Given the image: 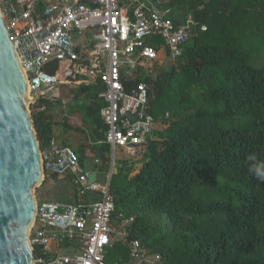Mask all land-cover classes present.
<instances>
[{
  "label": "trees",
  "instance_id": "obj_1",
  "mask_svg": "<svg viewBox=\"0 0 264 264\" xmlns=\"http://www.w3.org/2000/svg\"><path fill=\"white\" fill-rule=\"evenodd\" d=\"M153 1L174 23L190 18L195 25L170 70L155 76L138 70L124 80L126 87L149 85L148 109L163 127L140 147L141 165L133 176V163L117 167L116 174L125 169L126 183L111 190V224L132 217L123 242L138 239L151 264H264V181L249 171L264 165V63L246 62L232 32L239 20L245 30L254 24L264 30V0ZM54 69L55 63L48 71ZM77 88L94 101L101 87L92 82ZM56 102L39 96L29 104L40 148L56 140L49 113ZM92 105L85 102L83 113L98 131L102 101ZM95 148L100 170L107 171L109 146ZM119 244L107 248L106 263Z\"/></svg>",
  "mask_w": 264,
  "mask_h": 264
},
{
  "label": "built area",
  "instance_id": "obj_2",
  "mask_svg": "<svg viewBox=\"0 0 264 264\" xmlns=\"http://www.w3.org/2000/svg\"><path fill=\"white\" fill-rule=\"evenodd\" d=\"M0 12L26 74L29 95L40 89L38 97L49 98L47 91L57 85H100L104 136L99 142L110 149L106 154L109 176L116 165V149L134 151L154 138L156 118L148 109L149 85L139 81L126 87L124 80L134 79L138 70L152 75V64L159 66L163 57L172 61L180 57L195 25L190 18L174 23L144 0H43L42 7L36 0H0ZM196 27L206 30L205 24ZM75 33L82 35L83 44L72 41ZM54 63V72H49ZM80 75L85 78L79 79ZM39 150L42 180L67 178L75 199H35L28 232L34 264H107L105 255L113 236L132 217L119 216L118 224H111L114 198L109 183H98L96 174L89 182V171L71 147L52 138ZM127 245L129 264L152 263L138 239H130ZM72 246L71 254H60L61 248Z\"/></svg>",
  "mask_w": 264,
  "mask_h": 264
},
{
  "label": "water",
  "instance_id": "obj_3",
  "mask_svg": "<svg viewBox=\"0 0 264 264\" xmlns=\"http://www.w3.org/2000/svg\"><path fill=\"white\" fill-rule=\"evenodd\" d=\"M144 1L157 14H164L153 0ZM152 69L164 72L156 63ZM40 91L29 95L26 74L0 12V264H34L28 232L35 213L33 187L42 181V165L27 105ZM91 163L84 160L89 182L94 181L102 164L98 151Z\"/></svg>",
  "mask_w": 264,
  "mask_h": 264
},
{
  "label": "rangeland",
  "instance_id": "obj_4",
  "mask_svg": "<svg viewBox=\"0 0 264 264\" xmlns=\"http://www.w3.org/2000/svg\"><path fill=\"white\" fill-rule=\"evenodd\" d=\"M243 20H239L232 26V32L234 31V35L238 36L240 39V46L242 49L241 57L246 62H254L257 65H261L264 63V30L260 31V26L256 27L254 24L253 26L249 27V29L245 30L243 23ZM235 26L237 28L235 29ZM239 29V31L237 30ZM72 41L76 44H83L84 39L81 34L75 33L72 35ZM163 56V55H162ZM159 55V58L162 57ZM163 62L159 65L164 70H170L174 66V61H172L169 58L163 57ZM156 60L150 61V63L155 62ZM63 65V64H62ZM156 72H152V76H155ZM59 77L62 76L61 70L57 73ZM77 85H79L77 83ZM43 87V86H42ZM59 93V98H53V102H57L49 108V113L52 116L53 120L56 121H63L65 117H63L62 114L68 115L71 113V110L73 109H79L82 106L81 100L82 98L77 97V95L82 93V89L77 87H71L70 85H57L56 87L51 88L47 91L48 95H51L53 93ZM32 96V94H30ZM78 99V100H77ZM99 100V99H98ZM27 109L30 114V107L29 104L27 105ZM163 125L161 124L160 120H156V129L162 128ZM140 148H136L134 151H120L119 149H116L115 152V159H116V165L115 168L119 167L117 164L123 162L125 164L133 163V168L129 171L128 177L133 176L139 169L141 163L138 162L139 156H140ZM113 171H115L113 169ZM125 173V169L119 170V173H114V175L111 177L109 176V169L106 170H100L96 172V181L98 183H109L110 179H112V184L110 186L111 190L114 189H121L125 181H121V176ZM113 174V173H112ZM48 178L45 180H42L41 183L35 185L33 187V193L35 199H49V200H55V201H74V194H73V188L70 184V182L66 179H52ZM129 232V228L126 229L124 227L123 229H120L118 234H115L113 236L112 244L119 242L120 244L117 246V248H114L112 252H110V259L107 261V264H111L113 260L119 261L121 264H128V245L124 244V239L126 238L127 234ZM75 248L72 247H63L60 250V254L62 255H68L73 252ZM152 255L148 253V257ZM150 259V257H149ZM122 260H125L123 263Z\"/></svg>",
  "mask_w": 264,
  "mask_h": 264
},
{
  "label": "crops",
  "instance_id": "obj_5",
  "mask_svg": "<svg viewBox=\"0 0 264 264\" xmlns=\"http://www.w3.org/2000/svg\"><path fill=\"white\" fill-rule=\"evenodd\" d=\"M36 1L41 2V4L39 6L42 7L43 0H36ZM153 4H154V1H153ZM149 6L151 7V5H149ZM157 8L160 9L162 12H164V15H165V11L161 7H157ZM81 83H84V82H80L78 84L80 85ZM70 86L71 87H78L77 84L76 85H70ZM86 92H88V91H86ZM86 92L82 91L81 94L77 95L78 99L82 98L81 102H83L82 106L79 109L71 110V113H69L68 115L62 114L63 117H65L63 121L53 120L54 121L53 129L55 132L56 140L58 142H60L61 144L67 145V146L71 147L73 150H75L76 153L78 154V158H79L80 154H83L82 164L79 161V163L81 165H83V167H84V160L87 159L91 163L95 153L97 151L99 152V150H97L95 147L98 146L99 144H101L99 142V141H101L100 133L104 129L102 126V127H99V130L97 131L96 130L97 125H96V123L93 122V118L91 116L84 115V113H83L86 111V107L84 106L85 102L87 103V105H90V103H92L93 104L92 106H94V108L97 106V103L101 102V99L98 97V95L96 96L95 100L93 101L92 99H90L88 97V93H86ZM58 94L59 93L55 92V93L49 95V96H51V97H49V99L59 98ZM99 157L102 159V157L100 156V152H99ZM102 164H103V160H102ZM102 164H101V167H102ZM90 165H92V163ZM121 165L122 164H120V163L117 164V166H121ZM92 166H93V168L95 167L94 165H92ZM101 167H100V169H101ZM114 170H115V168H114ZM113 173H114V171H113ZM111 176H112V174H111ZM51 177H52V179H56L55 176H51ZM46 179H48V178H46ZM62 179L67 180V178H62Z\"/></svg>",
  "mask_w": 264,
  "mask_h": 264
},
{
  "label": "clouds",
  "instance_id": "obj_6",
  "mask_svg": "<svg viewBox=\"0 0 264 264\" xmlns=\"http://www.w3.org/2000/svg\"><path fill=\"white\" fill-rule=\"evenodd\" d=\"M250 160H254V156H249ZM249 171L255 176V178L259 181H264V165L260 166H251Z\"/></svg>",
  "mask_w": 264,
  "mask_h": 264
}]
</instances>
